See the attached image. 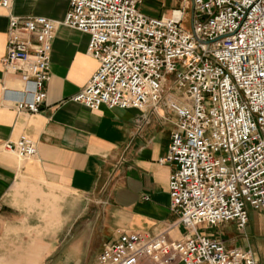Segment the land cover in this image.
I'll return each mask as SVG.
<instances>
[{
	"label": "built area",
	"instance_id": "1",
	"mask_svg": "<svg viewBox=\"0 0 264 264\" xmlns=\"http://www.w3.org/2000/svg\"><path fill=\"white\" fill-rule=\"evenodd\" d=\"M137 1L65 0L57 25L83 34L82 53L93 61L67 100L84 110L170 114L157 162L169 166L165 208L184 234L117 232L99 243L91 264H256L246 250L192 228L230 221L239 230L242 205L264 207V0H186L164 18L136 13ZM51 27L4 16L0 70L13 74L16 88L11 97L0 88V102L12 113H34L40 102ZM0 150L23 159L31 146L15 137Z\"/></svg>",
	"mask_w": 264,
	"mask_h": 264
},
{
	"label": "crops",
	"instance_id": "2",
	"mask_svg": "<svg viewBox=\"0 0 264 264\" xmlns=\"http://www.w3.org/2000/svg\"><path fill=\"white\" fill-rule=\"evenodd\" d=\"M185 2L149 15L137 12L136 4L133 9L164 18ZM64 4L8 0L0 9V52L4 16H34L52 25L35 112L12 113L0 102V142L21 137L31 146L23 159L0 150V264H91L99 243L117 232L159 233L165 239L184 234L165 208L169 166L157 162L170 114L159 107L84 110L67 100L93 61L82 53L84 35L57 25ZM0 88L12 96L13 74L0 70ZM242 209L239 230L223 221L197 224L192 231L246 250L256 264H264V207Z\"/></svg>",
	"mask_w": 264,
	"mask_h": 264
},
{
	"label": "rangeland",
	"instance_id": "3",
	"mask_svg": "<svg viewBox=\"0 0 264 264\" xmlns=\"http://www.w3.org/2000/svg\"><path fill=\"white\" fill-rule=\"evenodd\" d=\"M178 1L179 0H139L135 5V8L137 12L144 15H149L154 12H161L168 7L179 8ZM180 25L182 28L186 27L184 21H180Z\"/></svg>",
	"mask_w": 264,
	"mask_h": 264
}]
</instances>
